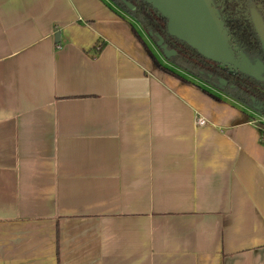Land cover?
<instances>
[{
    "label": "crops",
    "instance_id": "0c3cea01",
    "mask_svg": "<svg viewBox=\"0 0 264 264\" xmlns=\"http://www.w3.org/2000/svg\"><path fill=\"white\" fill-rule=\"evenodd\" d=\"M134 29L149 47L107 0H0V264H264L257 104Z\"/></svg>",
    "mask_w": 264,
    "mask_h": 264
},
{
    "label": "trees",
    "instance_id": "16d2710c",
    "mask_svg": "<svg viewBox=\"0 0 264 264\" xmlns=\"http://www.w3.org/2000/svg\"><path fill=\"white\" fill-rule=\"evenodd\" d=\"M107 1L119 11L128 16L131 20L138 23L142 32L147 35L153 43L158 41V37L163 40V44L166 45L167 50L174 52V54L169 58L164 57L169 66L184 74L196 78L199 81L211 84L220 92L224 93L233 101L244 107L250 108L252 102L258 103L259 111H257V113L260 117L264 118L263 83H259L240 73H234V75L227 74L225 68L206 60L185 43L170 37L166 30V20L150 5L146 4L142 0ZM216 5L220 11L224 27L229 33L233 43L247 54H254L258 51L260 52L261 48L259 40L254 34V30L250 23H243L240 20H227L228 17H239L240 13H242V10L246 9L245 6H239L238 8L237 2H235L233 5H229L226 0H219ZM134 33L152 61V64L156 68L165 73L177 76L181 80L187 82L184 77L175 72L173 69L162 65L155 57L152 50L144 43L135 29ZM101 46L102 45L100 44L97 49L100 50ZM159 50L162 53L160 48ZM208 77H210L212 80H210ZM214 79L215 81L220 79L223 80L226 83V86L220 87V85L216 84V82H213ZM229 87H233V89H230ZM208 95L218 100V98L215 96L210 94Z\"/></svg>",
    "mask_w": 264,
    "mask_h": 264
},
{
    "label": "water",
    "instance_id": "95a60500",
    "mask_svg": "<svg viewBox=\"0 0 264 264\" xmlns=\"http://www.w3.org/2000/svg\"><path fill=\"white\" fill-rule=\"evenodd\" d=\"M142 1L150 5L166 20V30L170 37L185 43L210 62L264 83V64L257 58L251 60L233 43L212 0ZM255 30L264 51V31L257 21ZM54 39L55 43H58V33L55 34ZM156 45L162 50L165 58L174 54L173 51L167 50L160 37ZM219 83L225 85L221 79ZM251 108L259 111L258 105H253Z\"/></svg>",
    "mask_w": 264,
    "mask_h": 264
},
{
    "label": "flooded vegetation",
    "instance_id": "af4514ba",
    "mask_svg": "<svg viewBox=\"0 0 264 264\" xmlns=\"http://www.w3.org/2000/svg\"><path fill=\"white\" fill-rule=\"evenodd\" d=\"M212 1L214 4V7L216 8V10L218 11V13L220 15V19L222 20L220 11L216 5V3L219 0H212ZM226 2H228L229 5H233L235 2H237L238 8H239V6L240 7H242L243 5L245 6L246 9L242 10V13H240L239 17H236V18L228 17L227 20H229V19L232 21L240 20L243 23H250L253 30H254V34L256 35V37L258 38L259 43H260L259 35L255 30V23H256V21L259 22L262 26V30L264 31V0H226ZM244 11H245V14H244ZM260 48H261L260 52L258 51L257 53H254V54H251V53L247 54L243 50H242V52L245 53L251 60L257 58L258 60L262 61V63L264 64V51L262 49L261 43H260ZM166 64H167V62H166ZM226 73L230 74V75H234V73H238V72H232V71H229L226 69ZM263 77H264V74H263ZM208 78L210 79V77H208ZM210 80H212V79H210ZM213 82H216V84L220 85L219 80L215 81V79H214ZM259 83H262V82H259ZM220 86L225 87L226 83H225V85H220ZM229 88L233 89V87H229ZM257 105L259 106L258 103H257Z\"/></svg>",
    "mask_w": 264,
    "mask_h": 264
},
{
    "label": "rangeland",
    "instance_id": "374dc122",
    "mask_svg": "<svg viewBox=\"0 0 264 264\" xmlns=\"http://www.w3.org/2000/svg\"><path fill=\"white\" fill-rule=\"evenodd\" d=\"M120 12H121V11H120ZM121 13H122V12H121ZM122 14H123L127 19H129L130 21H133V20H131L128 16H126L124 13H122ZM133 22H134V26H135L137 29H139V31L143 34V37H144V39L147 41V43H148L150 49H152V50L155 52V54H156L161 60L166 61V59L164 58L163 54L161 53V51H160L159 48L157 47L156 43H153V42L151 41V39H150L147 35H145V34L142 32V30L140 29L138 23H136L135 21H133ZM165 63H166V62H165ZM165 65H166V64H165ZM253 112L255 113L256 111H253Z\"/></svg>",
    "mask_w": 264,
    "mask_h": 264
},
{
    "label": "built area",
    "instance_id": "2783aa9c",
    "mask_svg": "<svg viewBox=\"0 0 264 264\" xmlns=\"http://www.w3.org/2000/svg\"><path fill=\"white\" fill-rule=\"evenodd\" d=\"M205 123V120L202 118L196 119V125L198 126H203L205 125ZM258 123L260 124V126L264 127V118L260 117ZM262 136L264 137V130H262Z\"/></svg>",
    "mask_w": 264,
    "mask_h": 264
}]
</instances>
